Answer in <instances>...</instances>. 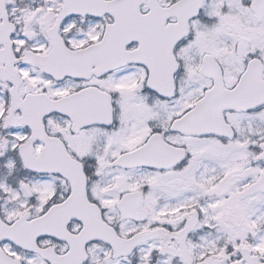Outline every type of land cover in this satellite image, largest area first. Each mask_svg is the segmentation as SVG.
Returning <instances> with one entry per match:
<instances>
[{"label":"snow or ice","instance_id":"obj_1","mask_svg":"<svg viewBox=\"0 0 264 264\" xmlns=\"http://www.w3.org/2000/svg\"><path fill=\"white\" fill-rule=\"evenodd\" d=\"M0 264H264V0H0Z\"/></svg>","mask_w":264,"mask_h":264}]
</instances>
